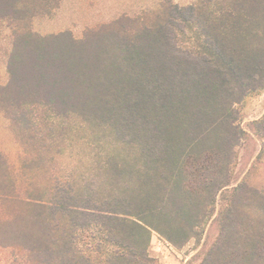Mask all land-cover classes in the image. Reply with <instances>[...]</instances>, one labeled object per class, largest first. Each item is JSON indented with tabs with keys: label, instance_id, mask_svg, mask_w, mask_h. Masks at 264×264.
<instances>
[{
	"label": "trees",
	"instance_id": "trees-1",
	"mask_svg": "<svg viewBox=\"0 0 264 264\" xmlns=\"http://www.w3.org/2000/svg\"><path fill=\"white\" fill-rule=\"evenodd\" d=\"M61 0H0L15 39L0 110L2 264H160L157 233L195 264H264V186L237 182L264 90V0H196L120 17L82 39L39 34ZM14 168V169H13ZM208 242V243H207ZM193 263V264H194Z\"/></svg>",
	"mask_w": 264,
	"mask_h": 264
},
{
	"label": "rangeland",
	"instance_id": "rangeland-1",
	"mask_svg": "<svg viewBox=\"0 0 264 264\" xmlns=\"http://www.w3.org/2000/svg\"><path fill=\"white\" fill-rule=\"evenodd\" d=\"M163 1L164 0H64L62 2L61 0L58 7L52 11L53 15H37L31 27L35 32L43 35L67 30L72 32L76 39H82L87 31L98 29L102 25L113 22L120 17H136L145 12L157 10L160 8ZM172 1L180 5L196 2V0ZM242 110V126L250 131V123L264 114V90L250 97L243 104ZM1 113L6 118L4 112L1 111ZM6 120L8 119L6 118ZM249 133V136L239 151L238 165L236 167L237 182L244 176H248L249 181L253 185L263 187L264 144L253 132L250 131ZM0 134V136H3L0 142V152L7 156L9 163L13 165L16 170L19 169L21 165L20 156L22 153L20 144L16 140V147L14 148V146H11V143L7 141L5 132H1ZM216 233L215 225L211 224L208 226L206 236L198 249H195L193 243L186 245L182 249H176L163 240L157 233L153 232L150 252L158 258L160 264H193V256L201 246H203L205 241L211 242ZM3 258L4 255L2 259H0V264L4 262Z\"/></svg>",
	"mask_w": 264,
	"mask_h": 264
},
{
	"label": "crops",
	"instance_id": "crops-1",
	"mask_svg": "<svg viewBox=\"0 0 264 264\" xmlns=\"http://www.w3.org/2000/svg\"><path fill=\"white\" fill-rule=\"evenodd\" d=\"M64 0H62L63 2ZM45 15H53V13L45 14ZM37 17H34L33 22H35V19ZM64 31V30H62ZM61 32V31H60ZM14 33L13 30L8 23V21L4 18L0 17V85L5 84L8 79V63L9 59L14 47ZM0 111V131L5 132L7 141L11 143V146L16 147V139L14 137V134L12 131H10L9 127V121L6 120ZM0 132V133H1ZM1 135V134H0ZM3 136H0V142L2 140ZM1 151V150H0ZM16 151V149H15Z\"/></svg>",
	"mask_w": 264,
	"mask_h": 264
}]
</instances>
